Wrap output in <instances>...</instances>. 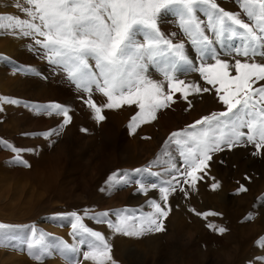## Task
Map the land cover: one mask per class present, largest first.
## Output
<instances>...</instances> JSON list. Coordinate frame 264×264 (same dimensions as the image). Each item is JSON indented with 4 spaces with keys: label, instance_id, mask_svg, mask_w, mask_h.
I'll return each instance as SVG.
<instances>
[{
    "label": "rangeland",
    "instance_id": "374dc122",
    "mask_svg": "<svg viewBox=\"0 0 264 264\" xmlns=\"http://www.w3.org/2000/svg\"><path fill=\"white\" fill-rule=\"evenodd\" d=\"M16 3L26 6L24 0H0V15L26 18ZM218 3L226 10H239L231 0ZM198 15L204 16L202 12ZM158 24L166 38L185 44L193 68L202 62L214 63L206 57L202 61L199 49L183 32L175 12L163 11ZM136 38L143 41V33ZM234 44L238 41H216L212 47L220 58L232 60L234 53L229 51ZM0 57V96L22 101L20 105H3L0 140L19 149H31L20 153L30 165L24 167L15 162V153L0 145V223L9 226L11 234L27 239L35 227L70 245L77 244L78 237L71 234L70 214L75 212L85 226L105 236L117 264H264V247L258 243L264 238V150L253 155V145L214 153L194 189L179 177L181 183L169 196L171 210L164 220L163 232L130 238L114 233L106 222L98 223L93 218L107 212L106 219L115 221V213L123 209L135 210L136 215L151 212L149 201L153 199L164 206L158 188L151 185L171 179L166 172L170 163L184 171L177 146L170 145L165 152V141L171 133L203 116L223 111L224 106L213 93H193L188 101L176 93L170 108L160 111L155 121L142 125L133 134L128 128L133 108L104 109L105 119L97 123L84 103L88 94L78 89L59 66L49 62L35 38L0 30ZM26 70L31 71L26 74ZM148 74L157 81L164 79L155 65H149ZM177 77L210 87L198 71L181 70ZM92 98L98 105L106 103L94 86ZM50 104L70 109L72 121L62 131L59 126L63 117L44 110ZM53 130L59 135H42ZM113 173L129 183L111 184L109 177ZM214 183L219 184L215 190ZM140 184L148 188L147 194L138 191ZM241 185L247 191L239 192ZM181 187L185 191H180ZM207 212L218 215L204 218L196 214ZM57 215L67 219H52ZM250 215L252 219H248ZM218 228L225 231L220 233ZM80 247L81 264H91L82 258L86 246ZM0 264L37 262L26 251L0 248ZM44 264L66 261L54 254Z\"/></svg>",
    "mask_w": 264,
    "mask_h": 264
},
{
    "label": "snow or ice",
    "instance_id": "6c2138e0",
    "mask_svg": "<svg viewBox=\"0 0 264 264\" xmlns=\"http://www.w3.org/2000/svg\"><path fill=\"white\" fill-rule=\"evenodd\" d=\"M231 2L238 6V11L226 10L218 0H24L26 6L19 3L15 6L26 18L0 15V30L35 38V44L45 50L49 62L59 66L78 89L88 94L84 103L97 123L105 119L104 109L118 110L127 106L134 109L128 128L135 134L142 125L155 121L160 111L170 108L176 93L185 101L193 93H213L224 106L223 111L212 112L185 129L171 133L165 141V152L170 145L177 146L184 171L170 163L166 172L171 179L151 185L153 189L158 188L164 206L153 199L149 201L151 212L136 215L135 210H119L115 213V221L106 219L107 212L93 217L98 223L106 222L114 233L139 239L149 233L163 232L164 220L171 210L169 196L181 183L179 177L194 189L196 182L203 179L200 173L208 168L214 153L247 145L254 146L253 155L264 150V62L256 59L264 60V0ZM166 10L176 13L180 27L199 49L202 61L206 57L214 63L202 62L198 68H193L185 44L174 43L161 32L158 17ZM201 12L203 18L198 15ZM138 33H143V41L137 40ZM225 40L238 41L230 47L229 54L234 53L232 60L220 58L212 47L214 42ZM149 65L156 66L163 81L151 78ZM181 70L198 71L210 87L179 79L177 72ZM27 71L31 70H26V74ZM93 86L106 98L103 105L93 100ZM21 103L18 99L0 96V112L4 111L5 104ZM44 110L49 115L63 117L59 131L72 121L67 107L50 104ZM59 131L42 135L48 138L54 132L59 135ZM0 145L16 154V163L30 167L20 153L31 149H19L3 140ZM109 181L113 185L129 183L118 173H113ZM218 187V183L212 184L214 190ZM179 190L185 191L182 187ZM138 191L147 194L148 188L140 184ZM238 191L247 189L241 185ZM196 214L204 218L218 215L213 212ZM70 215L71 234L78 237L77 244L70 245L35 227L30 229L27 239H18L7 230L9 226L0 223V248L26 251L37 264H44L54 254L62 256L66 264H81L80 246L84 245L87 250L82 252L83 261L117 264L112 245L105 236L85 226L77 213ZM52 219L67 217L57 215ZM216 230L225 231L224 228ZM258 243L264 247V238Z\"/></svg>",
    "mask_w": 264,
    "mask_h": 264
}]
</instances>
